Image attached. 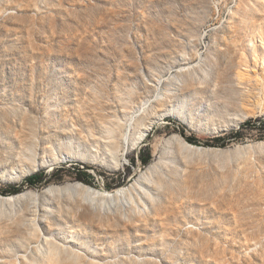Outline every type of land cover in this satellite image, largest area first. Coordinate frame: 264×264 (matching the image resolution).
<instances>
[{"label":"rangeland","instance_id":"obj_1","mask_svg":"<svg viewBox=\"0 0 264 264\" xmlns=\"http://www.w3.org/2000/svg\"><path fill=\"white\" fill-rule=\"evenodd\" d=\"M0 264H264V0H0Z\"/></svg>","mask_w":264,"mask_h":264},{"label":"bare ground","instance_id":"obj_2","mask_svg":"<svg viewBox=\"0 0 264 264\" xmlns=\"http://www.w3.org/2000/svg\"><path fill=\"white\" fill-rule=\"evenodd\" d=\"M161 87V85H160ZM152 103V100H149L147 103H146V106L144 109H141L139 111H135L130 118L131 121L130 123L129 122H126L125 123V129L123 131V134L121 136V142H122V152H123V155H127L131 150H133L134 148H138V146L140 145V143L143 141L144 139V136L146 135V131L142 132L140 134V137L138 138V140L136 141L135 138H134V131H135V128L137 126V122H138V119L141 117V115L148 109V107L150 106V104ZM134 117V118H133ZM129 118V119H130ZM124 189H119L116 194L117 195H121L123 193ZM106 195L108 197H112L114 194L111 193V192H106ZM20 237L23 239L24 237H28L30 238V234L28 232H20L19 233ZM34 243H31L29 244V247L30 245H32Z\"/></svg>","mask_w":264,"mask_h":264},{"label":"trees","instance_id":"obj_3","mask_svg":"<svg viewBox=\"0 0 264 264\" xmlns=\"http://www.w3.org/2000/svg\"><path fill=\"white\" fill-rule=\"evenodd\" d=\"M188 141L190 143H193V144H198V142L196 141V139L189 138ZM147 162H148V160L145 161V163H147ZM37 181H38V177H32V178H30V179L27 180V183H29L31 185H34ZM19 192H20V190L18 188H15L14 190H12L11 193L12 194H17Z\"/></svg>","mask_w":264,"mask_h":264}]
</instances>
